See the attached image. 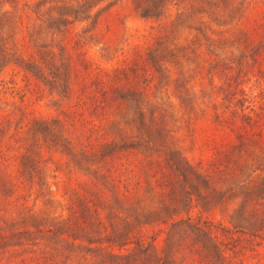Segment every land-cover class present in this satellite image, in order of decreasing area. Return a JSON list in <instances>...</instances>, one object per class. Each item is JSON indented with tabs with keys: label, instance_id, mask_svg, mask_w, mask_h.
Wrapping results in <instances>:
<instances>
[{
	"label": "trees",
	"instance_id": "16d2710c",
	"mask_svg": "<svg viewBox=\"0 0 264 264\" xmlns=\"http://www.w3.org/2000/svg\"><path fill=\"white\" fill-rule=\"evenodd\" d=\"M102 1L36 0L27 11L19 0H0V85L13 90L20 80L58 110L49 119L23 105L0 111V264L242 263L251 238L264 236V95L243 86L254 68L264 82V39L252 40L264 34V0L250 14L245 0H133L162 31L129 60L97 68L74 24L93 28ZM172 6L175 19L164 23ZM175 24L192 36L168 40ZM228 40L235 55L200 47ZM184 70L207 96L212 128L234 136L196 162L167 143L171 117L198 103ZM13 118L23 122L11 126ZM41 147L89 177L66 192L65 212L46 210ZM220 203L232 206L229 225L190 214ZM147 225L165 227L160 247L143 233Z\"/></svg>",
	"mask_w": 264,
	"mask_h": 264
},
{
	"label": "rangeland",
	"instance_id": "374dc122",
	"mask_svg": "<svg viewBox=\"0 0 264 264\" xmlns=\"http://www.w3.org/2000/svg\"><path fill=\"white\" fill-rule=\"evenodd\" d=\"M35 1L19 0L24 10L27 11ZM254 1H244V10H246L247 14L253 13L249 8ZM101 4L105 9L102 10L93 28L83 21L75 22L74 24V31L79 34L84 55L93 67L109 68L129 60L135 48L145 49L152 42L154 36L162 31L158 21L151 18H144L137 13L133 0H103ZM175 13L176 8L172 6L167 11V15L162 17L161 20L164 23H167L169 20L173 21L175 19ZM237 26L238 24L228 25L229 30L224 33L225 36H229L231 31ZM85 27L87 30H84ZM212 27H215V25H212ZM219 28H222V26ZM172 29V32L166 35L167 39L172 42H184L193 33V31L188 30L180 24H175ZM211 35L213 37L216 36V34ZM260 39H264V34H254L252 36L254 45ZM200 47L206 48L208 52L214 51L226 55H235L237 52L234 44L229 40L222 44L201 43ZM186 61L188 60L183 58L184 67ZM248 62L251 63V60L248 59ZM171 68L173 69V67ZM254 71H249L245 76L246 78L244 77L243 86L248 95L253 94L256 99H259V96L264 95V92L260 88L264 85V82L259 78V74L255 68ZM191 76L189 71H183L182 78L185 81L184 86L188 88L193 84L191 83ZM18 83L19 87L13 90L10 87L6 88L0 85V111L7 110L9 107L23 105L36 116L49 119L56 115L58 110L55 108L56 104L54 103L55 100H53V97L45 93L36 96L32 91H25L20 80H18ZM199 87L202 86L198 84L192 85L195 95L193 99L198 102L195 103L194 112L189 113L188 116L184 112L179 120L174 122V116H172L168 122L169 126L174 130V137L169 138L167 143L180 148L183 155L190 162L209 158L216 147H224L234 139L232 132H224V130L221 132V130L216 131L212 128L208 119V114L211 109L209 108L208 110L206 105L201 102L202 99L206 102L207 96H201V92L197 91ZM22 93L24 94L21 95ZM17 119H12L11 126L23 122L21 121L22 119H19L20 121ZM41 152L45 159L46 180L49 183L51 194V202L46 210L50 214H56L63 208V212H65L63 205L66 192L72 187H77L87 182L89 177L85 172L74 167L72 163L65 162L63 155L58 151L52 149L47 150L45 147H41ZM231 207L226 203H220L214 206L199 204L191 208L190 214L194 217L207 218L214 223L220 222L229 225L228 213ZM33 223L36 222L33 221ZM164 228L159 229L157 226L147 225L143 233L147 239L151 238V236L154 237L153 241L155 245L160 247L164 236ZM251 243L253 249H246L242 263H238L235 260L232 264H264V236L259 235L251 238Z\"/></svg>",
	"mask_w": 264,
	"mask_h": 264
}]
</instances>
